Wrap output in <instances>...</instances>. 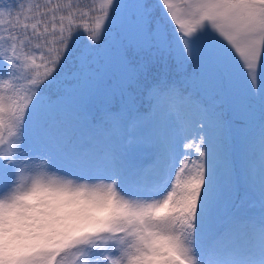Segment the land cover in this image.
Here are the masks:
<instances>
[{
    "label": "snow or ice",
    "instance_id": "1",
    "mask_svg": "<svg viewBox=\"0 0 264 264\" xmlns=\"http://www.w3.org/2000/svg\"><path fill=\"white\" fill-rule=\"evenodd\" d=\"M0 264H264V0H0Z\"/></svg>",
    "mask_w": 264,
    "mask_h": 264
}]
</instances>
